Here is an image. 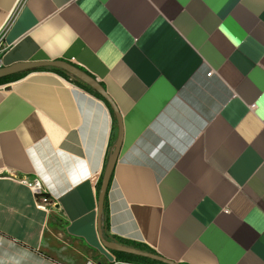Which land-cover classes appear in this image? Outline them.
<instances>
[{"label":"crops","instance_id":"1","mask_svg":"<svg viewBox=\"0 0 264 264\" xmlns=\"http://www.w3.org/2000/svg\"><path fill=\"white\" fill-rule=\"evenodd\" d=\"M0 39L2 67L67 61L116 104L110 236L177 263L264 264V0H0ZM113 125L58 73L0 84V264L115 258L97 229Z\"/></svg>","mask_w":264,"mask_h":264},{"label":"water","instance_id":"2","mask_svg":"<svg viewBox=\"0 0 264 264\" xmlns=\"http://www.w3.org/2000/svg\"><path fill=\"white\" fill-rule=\"evenodd\" d=\"M39 67H57L68 74H70L73 78L85 83L86 85L90 86L96 92H98L112 107L114 110L117 123H118V135L115 140L114 146L112 147L111 151L109 152L107 163L103 172L102 182L98 194V214H97V229L99 233V237L102 241L104 247L109 251H121L126 253H131L138 256H143L146 258H150L156 261H160L165 264H180L174 262L172 260L166 259L165 257L154 254L151 252L143 251L137 248H133L122 243H119L114 240H108L104 237L103 228H102V219L104 213V206H105V198L110 186V181L114 173V169L116 167V163L118 161L122 140H123V122L121 114L112 100V98L106 92L104 86L97 81L93 76L86 73L81 68L63 60H56V61H39V62H28V63H18L12 65L10 67H1L0 68V78L17 74L20 72H25L28 70L36 69Z\"/></svg>","mask_w":264,"mask_h":264},{"label":"trees","instance_id":"3","mask_svg":"<svg viewBox=\"0 0 264 264\" xmlns=\"http://www.w3.org/2000/svg\"><path fill=\"white\" fill-rule=\"evenodd\" d=\"M80 68V67H79ZM82 69V68H81ZM84 70V69H82ZM33 71H52L55 73H58L60 75H62L63 77L67 78V79H72L74 80V82L79 85L80 87L84 88L85 90H87L88 92L92 93L93 95L97 96L98 98L104 100L106 102V104L108 105V107L110 108V111L113 115L114 118V125H113V131H112V138H111V146H114L116 137H117V133H118V123H117V119L114 113V110L112 109L111 105L98 93L96 92L94 89H92L90 86L86 85L85 83L73 78L70 74H68L66 71L57 68V67H39L36 69H32V70H28L25 72H20L17 74H13V75H9L3 78H0V84H5V83H9L15 80H18L20 78H22L23 76H25L26 74L33 72ZM85 71V70H84ZM86 73H88L87 71H85ZM89 75H91L90 73H88ZM92 76V75H91ZM103 85V84H102ZM103 176V175H102ZM113 177V176H112ZM112 181V178H111ZM110 181V183H111ZM101 182H102V177L100 178V181L98 182L97 185V189H98V194H99V190H100V186H101ZM48 198L49 194L46 195ZM108 192L105 198V206H104V213H103V219H102V228H103V233H104V237L108 240H114L117 241L119 243H122L124 245L133 247V248H137L143 251H147V252H151L154 254H158L155 250H153L152 248L148 247L147 245L141 244V243H137V242H132L129 240H123V239H118L115 237H112L108 234V230H109V215H108ZM38 200H39V196L37 195ZM112 254L115 256L116 261H120V262H125V263H130V264H165L162 263L160 261H156L150 258H146L143 256H138V255H134L131 253H126V252H121V251H111ZM109 264V263H108ZM180 264H186V263H180Z\"/></svg>","mask_w":264,"mask_h":264},{"label":"built area","instance_id":"4","mask_svg":"<svg viewBox=\"0 0 264 264\" xmlns=\"http://www.w3.org/2000/svg\"><path fill=\"white\" fill-rule=\"evenodd\" d=\"M4 51V47L2 45L1 39H0V68L2 67L1 63V55ZM23 182L27 184L35 193L39 196V203L40 206L45 207L44 204L48 203L49 198L46 196L48 194L47 190L44 188L42 181L38 177L29 178L24 177ZM85 264H102L100 261H97L96 259H89L86 261ZM109 264H129L125 262L116 261V259H112Z\"/></svg>","mask_w":264,"mask_h":264},{"label":"rangeland","instance_id":"5","mask_svg":"<svg viewBox=\"0 0 264 264\" xmlns=\"http://www.w3.org/2000/svg\"><path fill=\"white\" fill-rule=\"evenodd\" d=\"M49 202H51V201H50V200H48V203H49ZM89 259H95V258L88 257V258L85 260L84 264H85V263H86V261H87V260H89ZM97 261H98V260H97ZM99 261H100L102 264H107V263H108V261H107V260H104V259H103V260H99Z\"/></svg>","mask_w":264,"mask_h":264}]
</instances>
